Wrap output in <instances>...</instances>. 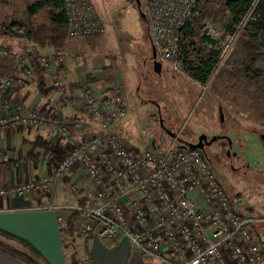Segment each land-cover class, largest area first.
Returning a JSON list of instances; mask_svg holds the SVG:
<instances>
[{
  "label": "built area",
  "instance_id": "1",
  "mask_svg": "<svg viewBox=\"0 0 264 264\" xmlns=\"http://www.w3.org/2000/svg\"><path fill=\"white\" fill-rule=\"evenodd\" d=\"M68 35L96 36L105 32L104 21L91 0H62ZM152 44L163 62L180 69L181 29L189 24L200 0H144ZM23 33V31L21 30ZM21 49L0 44V64L29 71V65L44 70L53 80L63 103L85 109V116L59 117L47 109L24 110L5 94L8 88L24 84L22 75L5 78L0 89V133L28 126L50 125L66 145L54 172L41 178L22 180L0 187V195L50 194L64 174L82 168L92 190L86 202L48 201L43 209L79 212L74 228L82 238L126 237L133 248L163 264H262L264 240L259 236L253 214L236 209L224 183L199 148L183 146L181 135L171 136L169 145L159 142L145 147L129 144L117 130L127 115L124 90L115 88L107 96L88 80L77 89L62 80L55 59L63 62L66 53L44 52L24 40ZM23 41V42H24ZM79 59V56H76ZM97 120L91 136L77 137L80 128ZM69 192L80 196L77 184L64 181ZM52 195V194H50ZM58 219L66 223V218ZM86 264H90L89 260Z\"/></svg>",
  "mask_w": 264,
  "mask_h": 264
},
{
  "label": "rangeland",
  "instance_id": "2",
  "mask_svg": "<svg viewBox=\"0 0 264 264\" xmlns=\"http://www.w3.org/2000/svg\"><path fill=\"white\" fill-rule=\"evenodd\" d=\"M35 1L0 0V27L13 20L27 21L26 9ZM91 1L104 21L105 32L99 36H69L64 48L79 53L81 60L87 62L82 63L83 68L96 74L100 83L96 87L125 91L128 112L119 122V129L126 140L143 148L154 139L162 149L171 142L170 133H178L181 139L192 143L202 133H226L245 145L244 158L234 161L235 167L242 164V171H233L223 162V168L214 169L233 206L258 218L255 224L264 240V147L259 134L264 133V35L255 31L253 12L236 20L224 8L226 0H204L197 7L189 20L194 36L184 39L182 45L183 56L193 65L208 62L210 74L202 83L180 60L176 71L158 55L156 60L163 68L157 71L152 61L149 21L142 16L146 9L144 0L141 8L136 0ZM32 21L47 25L46 11L36 13ZM14 40L18 39L0 35L2 45H11ZM219 106L225 113L224 124L219 122ZM221 144L220 141L213 148L218 149ZM243 159L249 160V167L245 168ZM67 217L69 214L64 216ZM63 225L66 227L65 222ZM75 229L64 235L67 256L71 263L78 264L75 259L83 251L79 242L86 238Z\"/></svg>",
  "mask_w": 264,
  "mask_h": 264
},
{
  "label": "crops",
  "instance_id": "3",
  "mask_svg": "<svg viewBox=\"0 0 264 264\" xmlns=\"http://www.w3.org/2000/svg\"><path fill=\"white\" fill-rule=\"evenodd\" d=\"M9 47L19 50L23 44L14 40ZM41 49L48 54L55 52L52 47H41ZM61 52L66 53L67 57L63 62L55 59L54 66L62 80L72 87L71 89H77L80 82L86 79L95 86L100 84L96 74L85 69V66L83 68L82 63L87 64V62L81 60L79 53L68 51L66 48ZM76 56H79V59H76ZM29 67V71L24 72L14 64L10 66L0 64V89L4 84L3 80L9 76L15 74L24 77V84L15 85L5 91L13 103L20 104L26 111L27 109H47L63 118L73 116L87 118L82 106L62 102L54 90L53 80L44 70L35 67V65H29ZM110 89L107 86L100 87L98 85L96 87V90L101 91L105 96L108 95ZM5 114L7 111L0 109V116ZM97 125L98 121L92 120L91 125L80 128L77 132L78 139L91 136L96 131ZM117 130L121 132L119 125ZM41 136L49 144V150L46 152L44 148L36 147L32 143ZM65 152V142L50 125L2 131L0 133V187L7 184L15 185L22 180L41 178L43 175L53 173L54 166ZM86 177L82 168H75L63 175L56 187L52 188L50 193L52 195L44 193H32L30 196L18 197L15 195L2 197L0 195V228L27 239L51 264H73L70 257L67 256L68 245L65 243V235L61 230L64 225L58 219L59 216L64 218L69 213L66 210L43 209L42 206L52 199L66 204L75 203L77 198L80 203L86 202V198L92 190L91 183ZM64 181L77 184L81 195L70 193ZM111 240L106 241L92 235L83 242H79L83 251L77 254L78 258L75 259V262L86 264V261L89 260L90 264H163L158 259L147 258L141 251L134 249L126 237L115 239V241ZM74 254L71 255L74 257ZM0 264L27 263L0 250Z\"/></svg>",
  "mask_w": 264,
  "mask_h": 264
},
{
  "label": "trees",
  "instance_id": "4",
  "mask_svg": "<svg viewBox=\"0 0 264 264\" xmlns=\"http://www.w3.org/2000/svg\"><path fill=\"white\" fill-rule=\"evenodd\" d=\"M203 1L200 0V4ZM224 5V8L228 9L236 20H239L249 11H252L255 31L264 35V0H226ZM41 10L46 11L48 18L47 25H35L32 21V17H35L36 13ZM64 12V2L62 0H36L26 9L25 16H27V21L13 20L9 25L4 24L0 27V35H7L10 39H18L21 41L28 40L43 48L52 47L55 51L61 52L65 47L67 37H69L68 27L66 26L67 16ZM180 32L182 40L179 46V60L189 68V73L192 74L194 79L205 83L210 74L208 62H204L203 66L193 65V62L188 61V58L183 56L184 49L182 41L184 39L190 40L194 36V29L190 22ZM32 143L36 147L44 148L45 152L49 150V144L42 136L37 137ZM34 156L36 157V154ZM5 162L7 163L9 161ZM77 216H79V212L75 211L67 217L66 227H62L61 229L64 233L65 231L69 234L74 232V222ZM111 241H115V239ZM0 250L9 253L16 259L22 260L27 264H51L47 259L43 258L42 253L36 246L31 245L27 239L7 230L5 231L2 228H0Z\"/></svg>",
  "mask_w": 264,
  "mask_h": 264
},
{
  "label": "flooded vegetation",
  "instance_id": "5",
  "mask_svg": "<svg viewBox=\"0 0 264 264\" xmlns=\"http://www.w3.org/2000/svg\"><path fill=\"white\" fill-rule=\"evenodd\" d=\"M157 56H158V53H157ZM222 108H223V106H219V108H218L219 120H220L219 122L224 124L225 113H224V110ZM160 110H162V109H160ZM202 134H204V133H202ZM202 134H199V135H202ZM259 134H260V138H261V141L263 144L262 146L264 147V140L262 138V135L264 133H259ZM199 135L197 136L198 138L196 140H194L193 143H201L202 144V148H199V149L202 150V152L205 155V158L207 159V162L210 163V165L213 167V169L215 168V166L220 168V169L223 168L220 166L221 162H223L225 164H228L230 166L231 170H233V171H234V169L242 171V169H243L242 164L239 165L238 167H235L234 161L237 162L240 159L244 158V153L247 150L245 145H242L241 143L239 144L237 140H234V139L232 140V138L230 136H228L226 133L212 134L210 136H207L206 140L203 139L202 141H200ZM213 135H216L218 137V139H216L213 143L209 144L208 142H209V140H211ZM220 141L222 142V144L218 148L219 150L216 148L214 149L213 147ZM243 160H245V159H243ZM245 162H246L245 168L249 167V164H250L249 160H245ZM215 172H216V170H215Z\"/></svg>",
  "mask_w": 264,
  "mask_h": 264
},
{
  "label": "water",
  "instance_id": "6",
  "mask_svg": "<svg viewBox=\"0 0 264 264\" xmlns=\"http://www.w3.org/2000/svg\"><path fill=\"white\" fill-rule=\"evenodd\" d=\"M136 3H137V7L141 8V5H142V2L141 0H136ZM142 16L145 17L146 16V13L142 12ZM151 41H152V38H151ZM153 49V62L155 64V67L157 69V71H161L162 68H163V65L161 62L157 61V50L154 48V46L152 47ZM162 122V120H161ZM162 124V123H161ZM163 129H166V127L163 125ZM172 136L175 135V133H170ZM200 137V141H202L203 139L206 140L207 139V136H205L204 134L202 135H199ZM221 137V136H220ZM219 137V138H220ZM262 138L264 140V134L262 135ZM216 139H218V137L216 135H213L211 140H209V144L213 143ZM185 141V144L183 146H190L191 149H195V148H202V144L201 143H192V141H187V140H184ZM151 144L154 146V139L151 141Z\"/></svg>",
  "mask_w": 264,
  "mask_h": 264
}]
</instances>
